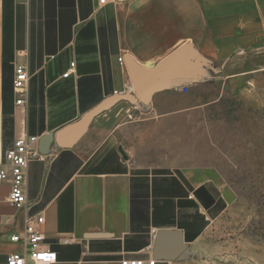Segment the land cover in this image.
Masks as SVG:
<instances>
[{
    "label": "crops",
    "instance_id": "0c3cea01",
    "mask_svg": "<svg viewBox=\"0 0 264 264\" xmlns=\"http://www.w3.org/2000/svg\"><path fill=\"white\" fill-rule=\"evenodd\" d=\"M262 49L264 0H0V162L16 139L56 135L89 115L75 141L29 163L25 211L0 185V264L22 251L8 236L40 215L54 264L147 261L163 229L182 231L190 252L184 202L197 199L184 190L196 191L201 174L184 181L128 161L123 136L142 103L126 62L139 71L205 55L235 73L237 61L250 68L256 58L264 69V55L250 53ZM15 65L29 74L24 106L15 105Z\"/></svg>",
    "mask_w": 264,
    "mask_h": 264
},
{
    "label": "rangeland",
    "instance_id": "374dc122",
    "mask_svg": "<svg viewBox=\"0 0 264 264\" xmlns=\"http://www.w3.org/2000/svg\"><path fill=\"white\" fill-rule=\"evenodd\" d=\"M258 63L247 68L237 61L230 73L225 58L203 55L195 74L173 67L172 81L142 102L123 136L134 166L184 181L183 173L201 174L196 191L184 190L197 199L184 202L194 225L191 251L156 264H264V69ZM162 165L167 168H156Z\"/></svg>",
    "mask_w": 264,
    "mask_h": 264
},
{
    "label": "built area",
    "instance_id": "2783aa9c",
    "mask_svg": "<svg viewBox=\"0 0 264 264\" xmlns=\"http://www.w3.org/2000/svg\"><path fill=\"white\" fill-rule=\"evenodd\" d=\"M22 1V0H19ZM105 0H99L104 3ZM121 62V59H119ZM29 74L24 65H15L13 77V90L15 92L16 106H24L26 102V85ZM38 137H20L13 142L10 149L4 152L0 162V185L9 187L7 196L8 204L18 211H25L28 200L26 191L27 169L30 162L41 160L37 145ZM43 223V217L37 216L35 223L28 218L20 233H11L8 240L14 244L22 245V251L10 253L6 257L5 264H54L56 254L44 247V236L39 232L37 225ZM157 261L134 260L122 261L121 264H156Z\"/></svg>",
    "mask_w": 264,
    "mask_h": 264
},
{
    "label": "water",
    "instance_id": "95a60500",
    "mask_svg": "<svg viewBox=\"0 0 264 264\" xmlns=\"http://www.w3.org/2000/svg\"><path fill=\"white\" fill-rule=\"evenodd\" d=\"M178 51L173 53L170 57L176 56ZM177 61V60H176ZM202 60L194 61L192 59L186 60L178 64L173 60L166 64V61L162 62L158 66L152 69H141L137 70L129 61L126 62V69L129 75L130 83L132 86V91L137 96V98L142 102L150 97L155 91L160 88L161 84L170 83L172 81L171 77L172 71L182 70V74H186L184 67L188 66L196 72V66H201ZM173 67H178L177 69ZM189 72V71H188ZM124 96H113L111 100L122 99ZM103 108V105L101 106ZM89 119L87 115L78 125L70 127L63 130L55 135L53 132H49L41 136L38 140L37 149L40 155L47 156L51 151V146L54 142L59 145H65L66 142L75 141L84 126ZM121 155L125 159L126 156L124 152L119 149ZM95 237H100L103 235H92ZM186 253H189V245L184 242L183 232L177 229H163L158 230L154 235V242L152 247V258L157 262H174L182 258Z\"/></svg>",
    "mask_w": 264,
    "mask_h": 264
},
{
    "label": "bare ground",
    "instance_id": "6f19581e",
    "mask_svg": "<svg viewBox=\"0 0 264 264\" xmlns=\"http://www.w3.org/2000/svg\"><path fill=\"white\" fill-rule=\"evenodd\" d=\"M42 156V155H41Z\"/></svg>",
    "mask_w": 264,
    "mask_h": 264
}]
</instances>
